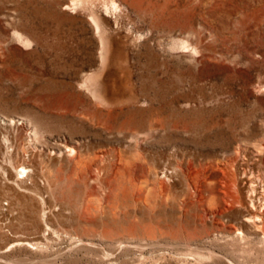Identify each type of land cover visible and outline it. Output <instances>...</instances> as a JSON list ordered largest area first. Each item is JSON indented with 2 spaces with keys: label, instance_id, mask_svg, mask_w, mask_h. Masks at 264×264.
Returning <instances> with one entry per match:
<instances>
[{
  "label": "rangeland",
  "instance_id": "374dc122",
  "mask_svg": "<svg viewBox=\"0 0 264 264\" xmlns=\"http://www.w3.org/2000/svg\"><path fill=\"white\" fill-rule=\"evenodd\" d=\"M0 151V264H264V0H0Z\"/></svg>",
  "mask_w": 264,
  "mask_h": 264
},
{
  "label": "bare ground",
  "instance_id": "6f19581e",
  "mask_svg": "<svg viewBox=\"0 0 264 264\" xmlns=\"http://www.w3.org/2000/svg\"><path fill=\"white\" fill-rule=\"evenodd\" d=\"M93 22L95 23V25H96V29L99 31V25H98V22H97V20L95 19V18H93ZM89 80H91V79H89ZM95 87V86H94ZM109 94V86H108V84L107 83H103L102 84V89H101V91L98 93V95L96 94L95 95V97H93L96 101H98V103H107V101H111V102H113V97H107V95ZM68 153L69 154H72V153H75V150L74 149H70L69 151H68ZM2 153H1V151H0V155H1ZM26 173H27V170H26V167H22L21 168V171H20V174H23V175H25V176H22L20 179H23V178H26V177H28V175H26ZM224 175L226 176L227 175V172L226 173H224ZM231 182H232V184L233 185H235V186H239V184H238V179H237V176H233L232 178H231ZM229 188H232V185H229ZM228 192H229V190H228ZM227 192V193H228ZM229 196L234 200L233 201V204H239L240 206H242V207H244L245 206V204H243L242 202H241V200H239V199H237V198H235L233 195H231V193L229 192ZM254 204H253V201H250V209L251 210H249V211H251V212H253L255 209H254ZM247 207H248V205H247ZM255 213V212H254ZM252 218H257V219H259V217L258 216H255V217H252ZM251 220V218L248 220V221H250ZM262 226V225H261ZM264 227V226H263ZM258 228H261V227H259L258 226ZM257 228V229H258ZM262 229V228H261ZM26 244H28L29 246H31V243H26Z\"/></svg>",
  "mask_w": 264,
  "mask_h": 264
}]
</instances>
